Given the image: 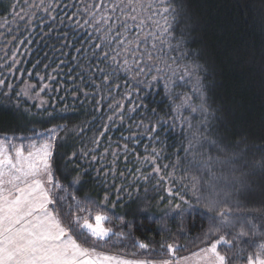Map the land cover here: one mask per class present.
I'll list each match as a JSON object with an SVG mask.
<instances>
[{
    "label": "snow or ice",
    "instance_id": "1",
    "mask_svg": "<svg viewBox=\"0 0 264 264\" xmlns=\"http://www.w3.org/2000/svg\"><path fill=\"white\" fill-rule=\"evenodd\" d=\"M53 3L57 7H53ZM58 5L59 0H49L47 6L45 0L39 3L25 0L17 12V4L13 3L11 8L18 21L17 31L19 23H24L25 31H29L37 18L41 20L42 30L48 28L56 31L53 25L58 19L55 14L59 10ZM64 9L63 15L59 17L60 25L64 26L67 21L69 26L84 29L87 37L82 46L75 49L77 56L73 59L91 53L89 59L96 62L95 67L87 64L82 66L92 75L85 83V73L82 71L79 74L83 88L69 90L78 93L73 96V100L79 98V93L87 98L89 85L95 95L97 89H111L116 81L122 80L126 89L122 99L132 101L135 93V102L128 109L131 116L138 110L146 114L145 96L160 95L162 90V100L168 102V112L157 116L156 109H152L154 122L150 119L145 124L141 116L137 126L143 127L149 141L156 144L160 143L161 131L165 135L178 132L180 143L175 153L177 163L166 164L162 169L158 163L160 151L153 146L150 153L137 157L141 166L134 170L128 169L127 173L120 171L121 183L109 185V174L113 181L116 179L120 153H109L108 149L99 153L100 141L94 139L92 143L95 147L83 146L79 154L73 152L68 157V161L81 170L65 186L54 178L53 151L58 140L64 139L70 132L79 136L85 131L84 127L74 126L69 129L67 125H56L44 133L34 132L35 136H46L47 139L38 153L28 152L27 156L22 148H17L14 156L10 151L6 154L4 145L9 142V138L5 137L0 140V264H174L171 254L179 250L175 242L161 243V250L166 247L169 254L168 259L161 260H126L99 249L123 247L125 241H128L132 242L134 248L147 250V242L142 239L132 241V230L137 218H148L153 222L179 219L180 231L177 235L183 238L185 222L196 216L208 223L207 232L197 238L205 247L193 254L199 257L202 264H264V201L255 210L248 205V198L257 186L254 184L257 171L255 167H249L247 153L239 148L238 143L233 145L214 131L216 115L204 83L207 68L195 59L189 60V53L181 51L184 39L183 33L179 40L175 36V29L180 24V13L174 6V0H153L152 3H145V0H99L98 3L93 0L85 3L80 0L79 6L75 3L65 4ZM39 12L44 15L39 16ZM11 34L12 29L9 27L8 35ZM16 39L19 37L14 36L13 40ZM25 39L32 42L28 37ZM7 55L6 51L5 57ZM5 57H0V61H4L0 63V68L18 70L15 53L11 62L6 61ZM44 79L40 77L42 87L38 91L35 85L27 84L16 92L15 108L19 112L20 101L23 99L24 116L35 118L46 113L49 118H62V114L56 112L55 104H50L53 99L52 88L50 83H43ZM47 79L52 81L56 76L49 74ZM188 84H191L190 92L175 91ZM5 87L8 90L0 91V96L10 102L13 85L6 78L0 79V89ZM120 88V83H115V91L119 92ZM46 90L49 93L47 100L41 95ZM153 90H156L155 93ZM55 91L59 93L61 89L57 87ZM108 96H112L111 90ZM55 98L64 99L59 96ZM28 101L33 103L28 104ZM96 103L99 105L102 100ZM50 106L52 111H49ZM32 108L37 111L32 112ZM124 108L123 103L109 105V110L114 114L118 110L121 121ZM96 111L102 109L98 107ZM107 119L111 121L113 117L108 116ZM107 127L105 124V131ZM103 135L101 132L100 136ZM128 139L125 137V141ZM128 151L129 145L125 142V163L128 162ZM109 154L113 157L110 167L102 163ZM78 158L87 162L88 168L78 163ZM95 164H100L96 168L97 177L101 173L104 176L101 181L104 189L103 203L111 202L113 207L119 204L125 208L135 205L131 211V220L126 218L128 213L124 216H115L113 213L110 217L95 199L78 196L76 185ZM169 167L181 171V187H169L166 197H149L147 185L152 179H157L152 189L154 192L159 191L161 183H169L162 175ZM148 168L150 171L145 172ZM259 176L264 178V158H261L259 164ZM170 183L175 185L176 181ZM259 187L264 195V182ZM133 189H136L135 195ZM141 189L143 197L139 195ZM113 190L114 200L111 199ZM153 199L157 200L156 208L161 209L159 216L148 207ZM113 218L119 223H114ZM257 219L260 220L259 225L255 223ZM237 228L239 231H236ZM258 233L262 242L256 244ZM244 237L253 238L250 254L246 258L245 250L241 247L247 243ZM252 248L255 249L254 254H251ZM141 255H146V252ZM184 259L187 264L189 258Z\"/></svg>",
    "mask_w": 264,
    "mask_h": 264
},
{
    "label": "trees",
    "instance_id": "2",
    "mask_svg": "<svg viewBox=\"0 0 264 264\" xmlns=\"http://www.w3.org/2000/svg\"><path fill=\"white\" fill-rule=\"evenodd\" d=\"M99 1V0H98ZM25 0H0V57H5V52L8 55L5 60L11 62L13 53L17 60V69L12 71L5 68H0V79H7L13 85L12 100L9 102L7 98L0 96V140L5 137L10 140H34L41 138L35 136L34 132L44 133L48 128L56 125H67L69 129L74 126H81L85 131L77 136L74 133H68L64 139L56 142V147L52 156V171L54 178L61 184L67 186L75 178L77 171L76 166L68 161V157L73 152L79 154L83 146L93 148L94 139H99V153H103L108 149L109 153L117 151L120 153L118 163L116 165L117 175L113 181L111 174L107 177L108 184L121 183L120 171L127 173L128 169H135L137 165V157H143L142 147H156L160 151L161 158L158 163L163 169V166L168 164H176L177 157L176 149L179 146V133L161 131L159 140L156 144L150 142L148 134L144 132L143 127H138L141 116H143L145 124L154 118L151 116L152 109H156L157 116L164 115L168 112L167 101L162 100L164 93L160 90V95H147L145 102L147 104V113L138 110L136 113L129 115L128 109L135 102V93L133 92V100L122 99L125 96L126 89L123 87V81L120 83L119 92L115 91V83L111 89H97L93 95V89L89 85L88 97H84L79 93V98L73 100L76 92L69 91L70 89H82L83 85L79 79V74L85 73V83L92 73L87 72L82 66L87 64L89 67H95V61H91L87 55L81 56L74 60L77 56L75 49L80 48L83 40L86 39L84 29H79L74 25L69 26V22L65 21L64 26L60 25V19L64 12V5L73 3L79 6L80 0H59V10L55 13L58 16L53 28L41 29V20L37 18L33 28L25 31V24L19 23L17 31V18L12 11L11 5L17 4L16 11L19 12L20 5H23ZM33 0H29L32 3ZM38 0H35L37 3ZM85 2V1H84ZM153 0H145V3H152ZM49 0H45L47 6ZM86 3V2H85ZM174 6L180 13V24L175 29L176 39L181 38L183 33L184 43L181 46V51L189 53V60H197L198 63L205 65L207 70L204 75L207 79L204 81L207 88L209 102L216 115L214 131L219 137L225 138L231 144H239V148L247 153L246 161L250 168L255 167L257 176L254 178V188L251 196L248 198L249 208L255 210L262 206L264 195L261 193L259 184L264 182V178L259 176V164L261 158H264V0H174ZM53 7H57L53 3ZM33 11H37L33 9ZM75 11V9H71ZM43 16V12L38 13ZM79 19V17H77ZM9 27L12 29V34L8 35ZM87 28V26H85ZM91 31V29H87ZM14 36L19 39L13 40ZM28 37L32 42L29 43ZM24 43L21 44L20 41ZM86 48L87 45H84ZM178 55V53H173ZM4 63V61H0ZM47 66V67H46ZM74 69V71H71ZM31 73V75H29ZM56 76V79L49 81L48 75ZM45 77L43 83H50L52 92L50 104H55L57 113L62 114V118H49L46 113L36 116H24V100L21 99V108L17 112L15 108L16 96L15 93L25 88L27 84L35 85V90L42 87L40 77ZM98 76V74H97ZM75 78V79H73ZM102 84V81H98ZM59 87L61 91L57 93L55 89ZM5 87L0 91H7ZM112 91V96H108V91ZM156 90H153L155 93ZM177 93L191 91V84L183 88H177ZM44 99H49L48 90L41 93ZM63 97L64 99H56L55 97ZM102 100V103L97 105L96 101ZM28 104L33 103L28 101ZM123 103V121L119 118L118 110L114 114L109 110V105ZM102 111H96L97 108ZM37 109L32 108V112ZM49 111H52L51 106ZM108 116L113 119L109 121ZM107 124L105 131L104 125ZM104 135L101 137L100 133ZM64 135V134H62ZM125 137H129L125 141ZM134 137V139H132ZM127 142L129 151L127 163H125L123 145ZM181 155H183L181 153ZM164 157H167L165 159ZM113 157L111 154L102 161L106 166H111ZM83 164L84 168H88V163L77 160ZM67 165V167H65ZM100 164H95L90 168L87 174L83 175L81 182L76 185L77 194L80 198L90 197L95 199L98 204L106 209V214L110 217L114 213L115 216H124L126 213L127 219L131 220L132 208L122 207L117 204L113 207L111 202L104 204L103 196L104 189L101 181L104 179L103 173L99 177L96 174V168ZM150 171V168L145 169V172ZM167 174H173L175 178L182 179L179 169L169 167L163 171ZM167 176V175H165ZM132 177L130 176L129 179ZM190 182V177L188 178ZM152 180H157L156 178ZM151 185V183H150ZM148 186V196H161L160 191L154 192L151 186ZM134 195L136 189H133ZM121 195H124L121 193ZM141 197L144 192L139 191ZM111 199H115L114 190L111 193ZM157 200H151L148 207L152 212L159 216L161 211L157 210L154 205ZM114 223L119 221L113 218ZM260 224V220L255 221ZM179 219L170 221H156L152 219L137 218L134 221L132 230V241L143 240L149 244L147 250L134 248L132 242L125 241L123 247L115 248L105 247L99 249L106 254H116L129 258L150 259L155 257L164 258L166 255V247L162 251L161 243H172L179 246V250L175 252L178 257L189 255L200 248L205 247L200 243L198 237H203L208 230V223L202 220L201 217H190L184 224L182 237L177 233L180 231L178 225ZM239 231V228L236 229ZM247 243L241 245L245 250V258L249 253L252 237H244ZM256 244L261 243L260 234L256 238ZM195 241V243H193ZM174 245V246H175ZM144 251L146 255H141L139 252ZM255 253V249H251V254ZM152 255V256H151Z\"/></svg>",
    "mask_w": 264,
    "mask_h": 264
},
{
    "label": "rangeland",
    "instance_id": "3",
    "mask_svg": "<svg viewBox=\"0 0 264 264\" xmlns=\"http://www.w3.org/2000/svg\"><path fill=\"white\" fill-rule=\"evenodd\" d=\"M86 3H91L93 2V0H84ZM40 0H38L37 3H39ZM96 2L98 3L99 1L96 0ZM46 139L47 137L46 136H43L41 138H38V139H34V140H10L8 143H5L4 147L6 149V154L7 152L10 151V153L14 156L15 155V150L17 148H22L24 150V154L25 156H27V153L28 152H33L34 154L35 153H38L39 150H40V147L46 142ZM147 146H143L142 147V152L147 155L148 153H150L152 151V147L151 148H145ZM137 162V165L138 166H141L139 163H138V160H136ZM162 175H164L165 177V180L166 181H169V183H161L160 185V188H159V191L162 193L161 196H167V189L169 187H181V184H180V181L182 179H177L174 177V175L172 174H167V173H164L162 172ZM167 175V176H165ZM176 181L175 185H173L172 183H170V181ZM157 183V180H152L151 181V185L150 183L148 184V186L150 185L152 188L154 185H156ZM154 207L156 208V204L154 205ZM157 210L161 211V209H158L156 208ZM142 252L144 251H141L139 252V254H141ZM199 250L189 254V255H186V256H183V257H178L175 252L171 254V259L174 261V264H186V261L184 258H189L188 261H187V264H202V262L200 261L199 257L198 256H194L193 254L194 253H198ZM109 255H116V254H109ZM116 256H119L120 258L122 259H126V260H135L136 258H129V257H125V256H120V255H116ZM152 256V255H151ZM159 255H157L156 257L154 256V258H150L151 260H161V259H168L169 258V254H167V250H166V255L164 258H157L159 257ZM142 260V259H141ZM144 260H149V259H144Z\"/></svg>",
    "mask_w": 264,
    "mask_h": 264
}]
</instances>
